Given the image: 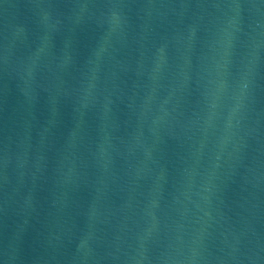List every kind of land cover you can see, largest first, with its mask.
<instances>
[{
  "label": "water",
  "instance_id": "1",
  "mask_svg": "<svg viewBox=\"0 0 264 264\" xmlns=\"http://www.w3.org/2000/svg\"><path fill=\"white\" fill-rule=\"evenodd\" d=\"M0 264H264V0H0Z\"/></svg>",
  "mask_w": 264,
  "mask_h": 264
}]
</instances>
